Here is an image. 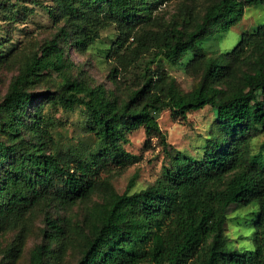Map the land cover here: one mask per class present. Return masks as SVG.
<instances>
[{
  "label": "trees",
  "instance_id": "obj_1",
  "mask_svg": "<svg viewBox=\"0 0 264 264\" xmlns=\"http://www.w3.org/2000/svg\"><path fill=\"white\" fill-rule=\"evenodd\" d=\"M57 3L56 10L65 16L63 26L20 67L0 99V127L9 137L0 140V233L23 225L41 203L68 207L99 192L102 201L80 237L77 264H264V157L252 150L253 139L264 134V24L242 34L230 51L207 57L201 51L210 27L224 34L247 8H264V0H212L189 30L144 32L132 50L135 58L145 59L142 74L126 100L102 84L91 86L67 75L70 62L60 40L83 49L109 20L117 22L123 34L141 20L149 0ZM14 4L6 13L9 18L17 10ZM49 13L55 17V11ZM250 48L256 52L255 67L243 71L234 87H220L230 63ZM191 54L193 62L205 58L202 76L198 86L184 92L160 62L173 66ZM7 56L0 50V60ZM43 72L61 77L59 89L31 90ZM40 95L65 109L83 107L96 146L85 155L57 149L48 130L50 117L37 109L29 112ZM205 106L215 110L217 128L206 138L201 157L171 153L159 113L169 110L172 120H185L189 112ZM139 129L145 135L144 147L155 140L171 165L151 184L131 192L132 176L117 193L110 175L136 161L125 144ZM252 204L257 206L249 212L255 215L252 247L229 246V207ZM45 223L46 242L33 248L29 264H58L70 242L60 237L63 226L57 220L46 214ZM16 252L14 247L7 250L5 264H14Z\"/></svg>",
  "mask_w": 264,
  "mask_h": 264
},
{
  "label": "rangeland",
  "instance_id": "obj_2",
  "mask_svg": "<svg viewBox=\"0 0 264 264\" xmlns=\"http://www.w3.org/2000/svg\"><path fill=\"white\" fill-rule=\"evenodd\" d=\"M57 1L0 0V50L8 55L6 60H0V99L20 67L63 26L62 20L65 16L56 10L59 9ZM211 1L149 0V9L140 16L141 20L130 24L123 34L119 31L118 23L109 20L100 28L98 37L83 49L60 40V45L64 46L65 56L70 62V67L66 70L67 75L91 86L102 84L104 88L126 100L129 93L137 87L145 61L143 56L135 58L136 54H132L137 44L136 40L148 30L161 34L173 27L191 29L200 20ZM12 3H15L13 8L17 10L12 14L13 18H9V14L6 13L11 9ZM49 9L55 11V17L49 13ZM262 24L264 8L255 6L247 8L242 19L224 34H218L213 31V26L210 27L201 46L203 56H217L230 51L237 45L242 34L250 33ZM193 55L183 56V59L173 66L164 61L160 62L184 92L198 86L202 76L205 58L195 59L193 62L191 61ZM255 55L256 52L250 48L246 56L230 63L224 83H220V87L227 89L234 87L241 79L243 71L255 67ZM60 82L61 77L56 72H43L31 85V90L39 93L52 92L59 89ZM35 109L50 117L48 130L57 149L85 155L96 146V137L94 133L88 131L87 115L83 107L65 109L40 95L30 106L29 112L33 113ZM215 118V110L205 106L203 109L189 112L185 120H172L169 110L159 113L157 120L167 135L168 150L171 153L181 151L200 158L206 138L217 128ZM8 138V134L0 127V140ZM128 139L125 148L135 154L137 159L127 167L112 171L110 184L117 193H122L126 189L132 176L134 185L131 192L151 184L165 167L171 165V158L161 147L154 144L155 140H152L151 147H144L145 135L142 129L130 133ZM252 150L254 153H262L264 157V134L253 139ZM101 201V193L95 192L88 199L68 207L56 203H41L35 206L23 225L0 233V264H5L9 260L10 256L7 258L6 252L12 247L17 249L18 253L14 258V264H29L33 248L46 242L43 235L44 230H49L45 223L46 214L63 226V234L60 235L63 242L70 241L58 264H77L82 251L80 237L83 232H87L93 211ZM251 207L237 205L229 207L225 226L229 246L238 249L252 247V224L255 215L249 212L255 208L257 210V206L252 204ZM62 239L57 238L58 241ZM56 247L57 244L53 242L52 248ZM52 261L56 263L54 258Z\"/></svg>",
  "mask_w": 264,
  "mask_h": 264
}]
</instances>
